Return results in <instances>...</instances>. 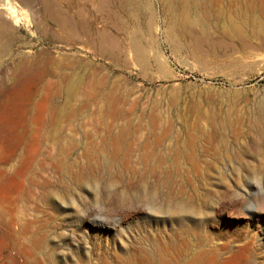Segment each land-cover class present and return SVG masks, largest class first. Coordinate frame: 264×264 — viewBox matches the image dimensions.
Here are the masks:
<instances>
[{
    "label": "rangeland",
    "instance_id": "1",
    "mask_svg": "<svg viewBox=\"0 0 264 264\" xmlns=\"http://www.w3.org/2000/svg\"><path fill=\"white\" fill-rule=\"evenodd\" d=\"M180 1L0 0V264H264L261 3Z\"/></svg>",
    "mask_w": 264,
    "mask_h": 264
},
{
    "label": "bare ground",
    "instance_id": "2",
    "mask_svg": "<svg viewBox=\"0 0 264 264\" xmlns=\"http://www.w3.org/2000/svg\"><path fill=\"white\" fill-rule=\"evenodd\" d=\"M169 1V0H168ZM174 1V0H173ZM187 1V0H186ZM186 1H183V0H181L180 1V8L179 9H182V11L181 12H179V11H177L176 9L175 10H172V12H171V16L174 18V20L175 21H177V20H179V18H183V19H185V18H187V20L189 19V17L191 16V15H189V14H193V12H194V14L196 13L197 14V12L198 11H200V10H202L203 8H204V6L206 5V3L204 4V0L203 1H196V0H188L187 2ZM240 2V1H239ZM251 2H252V0H251ZM250 2V3H251ZM260 3H261V8H260V11L262 10V12H260V14L262 13V15L264 16V0H260L259 1ZM173 3V2H172ZM186 3H188L187 4V6H186ZM260 3H259V5H260ZM176 4V3H175ZM185 4V5H184ZM212 4V3H211ZM246 4V3H245ZM188 5H190L194 10H193V12H190V13H187L186 11H188L189 12V8H188ZM237 5V4H236ZM259 5H258V7H259ZM165 6V5H164ZM240 6H242L241 5V3H240ZM186 7V8H188V10H184V8ZM235 7H237V6H235ZM252 7L254 8L255 6H253L252 5ZM185 8V9H186ZM241 8V7H240ZM252 8V9H253ZM170 9V8H169ZM216 9V8H215ZM232 9V8H231ZM184 10V11H183ZM254 10V9H253ZM210 11V10H209ZM252 11V10H251ZM186 12V13H185ZM245 12V11H244ZM245 13H247V12H245ZM208 14V13H207ZM212 14V13H211ZM238 14V13H237ZM248 14V13H247ZM189 16V17H188ZM202 16V15H201ZM210 16V15H209ZM254 16V15H253ZM203 17V16H202ZM230 17V16H229ZM196 18V17H195ZM232 18V17H231ZM256 18V17H255ZM243 19V18H242ZM252 19H253V17H252ZM258 18H256V22H258V20H257ZM196 20V19H195ZM248 20V19H247ZM261 20V19H260ZM186 21V20H185ZM184 21V22H185ZM189 21H190V19H189ZM199 21V20H198ZM252 22V21H251ZM253 22H255V21H253ZM262 22V21H261ZM186 23H188L187 21H186ZM245 23V22H244ZM184 24V23H183ZM191 24V23H190ZM262 24V23H261ZM187 25V24H186ZM256 25V24H255ZM178 26V25H177ZM104 28V27H103ZM261 28V27H260ZM105 29V28H104ZM227 32V31H226ZM100 33V32H99ZM244 110V109H243ZM231 113V112H230ZM218 114V113H217ZM162 121V120H161ZM184 121V120H183ZM205 121V120H204ZM139 123H140V121H139ZM186 123V122H185ZM222 123V122H221ZM238 124V123H237ZM163 125V124H162ZM167 125V124H166ZM157 126H159V125H157ZM213 126V125H212ZM215 127V126H214ZM179 128V127H178ZM223 128V127H222ZM170 130V129H169ZM189 130V129H188ZM195 130V129H194ZM207 130V129H206ZM244 131V130H243ZM169 132V131H168ZM179 132V131H178ZM195 132V131H194ZM202 133V132H201ZM179 134V133H178ZM191 134V133H190ZM210 135V134H209ZM195 136V135H194ZM149 137V136H148ZM177 143V142H176ZM195 143V142H194ZM217 144V143H216ZM190 145V144H189ZM191 146V145H190ZM130 148V147H129ZM129 150V149H128ZM150 150V149H149ZM154 150V149H153ZM152 150V151H153ZM159 153H160V151H159ZM163 153V152H162ZM180 156V155H179ZM132 157V156H131ZM228 159V158H227ZM202 160H204V159H202ZM183 161V160H182ZM178 164V163H177ZM146 165V164H145ZM146 168V167H145ZM199 170V169H198ZM203 172V171H202ZM190 252V251H189ZM188 262V261H187Z\"/></svg>",
    "mask_w": 264,
    "mask_h": 264
}]
</instances>
